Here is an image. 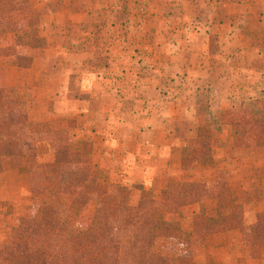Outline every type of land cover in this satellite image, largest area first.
I'll use <instances>...</instances> for the list:
<instances>
[{"label": "crops", "instance_id": "obj_1", "mask_svg": "<svg viewBox=\"0 0 264 264\" xmlns=\"http://www.w3.org/2000/svg\"><path fill=\"white\" fill-rule=\"evenodd\" d=\"M105 1L41 0L38 7L45 10L46 18L41 23L47 44L42 50L45 80L33 103L47 106L40 112L52 107L57 116L74 122L70 136L92 145L91 156L82 155L95 165L99 183L115 178L117 182L110 183L117 184L110 185H140L162 196L167 187L221 179L233 196L234 211L252 223L264 212V148L237 156L231 130L225 127L218 133L220 144L210 146L209 154L190 173L183 161L202 142L212 145L215 131L204 128L211 117L229 109L234 94L249 100L264 90V0H146L138 16L133 11L123 22L111 15L101 17L104 7L111 9ZM128 6L125 3L124 9ZM107 24L126 31L102 40L108 57L101 65L98 56L104 54L88 46L98 31L91 35L81 30ZM136 27H144L137 35L155 61L147 60L141 71L136 67L134 72L129 68L128 43L135 38ZM150 68L156 72L142 73ZM24 72L34 78L37 73L16 68V75ZM166 82L174 87L168 90L173 92L170 98L163 88ZM205 82L209 90L204 93L209 95L198 96L197 86ZM12 162L0 163V191L8 193L1 202L7 200L10 206V213L4 214L0 204V235L16 227L26 191L18 182L25 179L24 169L5 168ZM206 203L215 205L207 201L184 206L180 212L189 219L200 211L212 218L215 214L207 213ZM239 238L234 231L210 235L213 243L207 249L229 252L230 241L237 243ZM11 239L7 236L0 249ZM219 258H212V264L232 263ZM235 264H264V253L257 260L246 253Z\"/></svg>", "mask_w": 264, "mask_h": 264}, {"label": "rangeland", "instance_id": "obj_2", "mask_svg": "<svg viewBox=\"0 0 264 264\" xmlns=\"http://www.w3.org/2000/svg\"><path fill=\"white\" fill-rule=\"evenodd\" d=\"M106 1L110 3L109 7L111 9L106 10L107 7H104L102 9L101 17H104L105 14L111 15L115 20L123 22V20H126L131 16L133 11H138L135 13V16H138L140 11L143 10V5L141 4L146 0ZM40 3L41 0H28L27 5L8 14L6 16V19L9 23L7 35L0 37V89L14 90L16 100L26 106L27 116L29 114L31 117H34V120H32V118L30 120V117H28V121L31 124L30 130L34 136V146L32 149L18 156L0 157V163L9 159L13 161L12 163H14V165L10 164V166H5L7 169H14L15 165H18L24 169L22 170V175L23 177L25 176V179L23 181L19 179L18 182H21V186L26 188V191L22 193V204H20L21 216L16 219V227L5 232L4 234H1L0 243H3L7 236H10L12 239L7 245L5 243V247L1 248L0 251H4L8 247L16 243H22L26 240L25 236L19 235L16 232V229L19 226V221L22 218H40L44 213L47 212L58 217L64 232L82 234L90 226H93L95 222H97V218L100 214V206L96 202L90 203L87 206L74 204L73 199L77 194V189L70 185L64 177L58 176L56 173L51 174L47 171V166L51 165L52 163L54 164L56 161V156L52 152L48 143L49 136L46 137L45 134L53 132L58 133L64 130L66 132V137L68 138L69 149L78 153L80 151L81 159L89 158L83 155L91 156L90 154L93 149L91 148V144H88L90 146L88 147V145H82L83 143H80L79 141L76 142L72 139V136H70V130L74 122H72L70 118H60L57 116L52 107L48 109V112H40L43 108L47 109V106L43 104L42 108L41 106L33 103L36 95L42 89V87H40V83L45 80L44 69L46 62L42 54V50L47 44L42 37L43 34L46 35V31L45 27H42L43 24L41 23L42 21L46 20V18L44 17L45 10L38 7ZM125 3L129 4L127 10L124 9ZM140 6L142 7L139 8ZM141 28L144 29V27H136L134 31L135 38L128 43V46L131 47L130 51L132 52V61H130V65L132 64V66H129V68L132 67L131 69L134 72H137V68L140 69L139 71H141L142 63L147 65V60H149L150 63L152 60L155 61V56L147 53L146 47L142 48L144 44L141 40H139L142 37L137 35V32H139ZM83 30L81 31L84 34L89 33L91 35H94L98 31V34L95 37L92 45L88 46L92 50H94L93 48L97 47V52L104 54L103 56L98 57L101 60V65H106L107 60L105 59H107L108 56L105 54L106 48L102 45V40H107L110 35L114 37L115 35H120L123 32L125 33L126 27L115 28L114 26L110 27V25L107 24L105 27L95 26L94 29L92 27H87ZM33 45H35V47ZM168 45H172V42H170ZM158 50H161V48H158ZM143 52L146 53V56L149 57V59L142 54ZM140 55L143 56L144 62L142 61ZM150 55H152V58ZM140 60L142 62H140ZM16 68L28 69L37 73L35 78L31 73L27 72L22 74L18 73L16 75ZM260 69H262V66ZM150 72L153 74L156 71L154 72V68H150L149 72L148 70L142 71V73ZM262 78H264V75H262ZM172 80L176 81V79ZM135 82H137V79H135ZM176 83L177 82H174L175 86L177 85ZM179 83L181 82L179 81ZM208 87L209 85L206 82L199 83L197 86L198 96H208V92L204 93L205 91L209 90ZM163 88L167 89L168 91L174 87L173 85H170V83L168 84L166 82ZM167 91L165 96L168 94ZM168 92L171 93L170 91ZM262 92H264V90H261L258 96L249 100H244L245 98H242V96L237 98L234 94L233 96L235 99L231 100L232 102L255 100L260 97ZM172 95L173 92L166 96V98H170ZM233 96L231 98H233ZM52 110L53 112H51ZM37 111H39V113H37ZM1 117L7 119V115H3ZM10 117L11 116L8 115V118ZM201 118L204 119V116H201ZM199 124L201 123L199 122ZM225 127L231 130L233 147L234 140L231 126L222 124L218 127V129L222 130ZM214 135L216 136L213 137L212 140L217 145H219L221 141L220 137L217 132H215ZM254 149L257 148H252L249 150ZM249 150H246L239 155L235 152V150L234 152L237 156H243V154ZM64 170L67 172H77L81 170V165L67 164L64 165ZM191 171L192 169L188 170L189 173ZM114 180L116 179L114 178ZM114 180L102 181L100 185L102 188H104L110 184H117L115 182L110 183V181ZM215 182H217L218 185L212 187V191L214 190L212 193H217V190L219 191L220 188L225 189L232 198V205L230 209L231 213L233 215L240 216L244 227H255L253 233L247 236V240H243L241 228H234L232 230L225 231L237 232L240 235V238L237 243L234 242V239L231 240L229 252H219L220 254H217V249L215 248L212 250L207 249L213 243L210 240V235L213 234H204V231L202 230L206 229L205 227L211 225V220H216L218 206L216 200L209 199L203 201L215 202V205L206 203L203 206L206 208L208 214H215L214 217L210 218L206 216L207 219L198 220L194 219V216L192 219H189L184 218L183 214L180 212V209H182L184 206L179 208V206L176 204L177 202L172 200L175 195H178L179 193V195H182L181 193L184 191L183 187L179 190V193H177L178 190L175 189V186L167 187L165 194L160 196V194H154L156 191H147L140 185H120L129 190V201L131 206L136 208L141 204L145 210H148L151 213L153 219L152 229L154 236L153 251L160 256L166 257L168 259V264H212L211 259H218V257L228 259L230 262H232L231 264H235L236 260H238L240 257H243L246 253L251 259H259L264 253V212H259L255 216L252 223H246L244 218L234 211L235 205L233 196L228 191V188L225 186L224 182L221 179L216 178L212 181V183ZM219 184L222 185L220 186ZM7 194L8 193L6 191H0V204L1 207L3 206L2 212L4 214L10 213L8 210V207L10 206L7 203V200L1 202L3 198L8 199ZM203 202L199 204H202ZM209 219L211 220L209 221ZM165 233L172 235L173 237H169V235L166 236L164 235ZM218 233L223 232H217L215 234Z\"/></svg>", "mask_w": 264, "mask_h": 264}, {"label": "trees", "instance_id": "obj_3", "mask_svg": "<svg viewBox=\"0 0 264 264\" xmlns=\"http://www.w3.org/2000/svg\"><path fill=\"white\" fill-rule=\"evenodd\" d=\"M27 4L28 0H0V37L8 32L6 16ZM0 115H7V119L0 116V157L18 156L31 150L34 136L26 106L16 100L14 90L0 89ZM222 124L231 126L233 149L238 155L252 148L264 147V92L255 100L231 102L229 109L211 117L204 129L219 133L218 127ZM53 133L45 134L49 136L48 143L56 156V161L47 166V171L64 177L77 189L74 204L87 206L96 202L100 206L97 222L82 234H75L64 232L58 217L47 212L40 218H22L16 232L26 240L0 251V264H168L166 257L153 251L151 213L141 204L136 208L131 206L129 190L125 187L109 185L102 188L90 158L81 159L80 153L69 149L64 130ZM209 142H202L201 147L191 153L190 159L183 161L184 170L192 169L209 154L211 147L217 145L213 140L212 145ZM67 164H80L81 170L67 172L64 170ZM216 185L217 182L176 185L177 193L182 187L184 191L172 200L179 208L216 200V220L209 219L212 223L202 229L204 234L241 228L243 240H247L255 227H244L240 216L231 213L232 198L225 189L212 193V187ZM194 219L207 218L201 211Z\"/></svg>", "mask_w": 264, "mask_h": 264}]
</instances>
